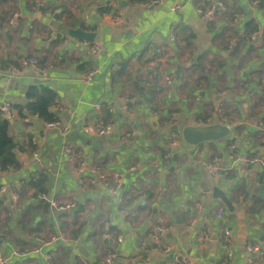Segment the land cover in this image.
Instances as JSON below:
<instances>
[{
	"label": "crops",
	"instance_id": "1",
	"mask_svg": "<svg viewBox=\"0 0 264 264\" xmlns=\"http://www.w3.org/2000/svg\"><path fill=\"white\" fill-rule=\"evenodd\" d=\"M217 1L226 13L206 25L197 9ZM147 3L0 0V104L23 107L29 87H51L65 110L57 117L59 127L66 128L74 148L90 166L124 175L116 196L102 184H92L88 172L80 184L71 166L61 161L59 128L39 131L11 117L17 143L22 144L27 130L37 147L33 154L15 149L19 165L0 169V257L8 258L6 264H105L110 256L115 257L111 264H166L153 246L146 259H136L139 244L158 223L170 227L168 243L195 264H246L248 242L264 253V206L258 203L264 191L250 207L244 206L263 176L264 69L258 66L264 63V0ZM101 6L111 12L104 14ZM91 11L97 22L90 19ZM75 28L94 34L99 55L90 58L91 43L68 36L66 31ZM245 30L260 34L261 41ZM26 57H34L48 78L35 79L28 72L8 82L2 71ZM91 64L98 72L82 83L79 75ZM218 95L224 98L216 101ZM97 103L115 125L106 137L82 131ZM218 103L227 119L221 126L232 125V132L216 141L186 144L182 129L199 127ZM172 113L189 157L177 155L169 144L164 127ZM230 139L238 148L233 154L226 146ZM229 156L239 160L232 171H227L228 163L223 167ZM213 159L219 160L218 178L207 171ZM225 173L229 175L223 180ZM212 185L224 188L236 205L234 213L226 210L224 219L213 223L216 236L223 226L230 231L231 260L215 243L198 251L193 242L190 201ZM50 201L75 202L77 207L62 213L50 208ZM203 205L211 216L224 208L210 195ZM105 226L110 240L104 237Z\"/></svg>",
	"mask_w": 264,
	"mask_h": 264
},
{
	"label": "built area",
	"instance_id": "2",
	"mask_svg": "<svg viewBox=\"0 0 264 264\" xmlns=\"http://www.w3.org/2000/svg\"><path fill=\"white\" fill-rule=\"evenodd\" d=\"M128 3L130 0H123ZM157 3V1L149 2L146 4L147 7ZM178 7L172 8V11L176 10ZM226 13V7L220 2L211 3L208 8L205 9H197V14L199 18L207 25L215 15H222ZM234 21H239V16L234 15ZM245 35L255 40L256 42L261 41L260 34H252L248 30H245ZM101 52V47L98 43L92 42L90 47L88 48V55L90 58H94L99 55ZM155 63L149 64V69L154 67ZM28 72H32L34 74L35 79L46 80L48 78L47 71L40 67L38 62L34 57H26L22 58L19 63L15 66H9L2 71L1 74L5 76L8 82L12 81L15 78H23ZM98 72L97 67L93 64L89 66L86 72L80 73L79 80L82 83H89L91 80L95 78L96 73ZM167 81V79H166ZM11 106L8 103L0 104V115L11 118ZM222 104L218 103L213 110L211 116L203 121L199 126H206L212 124H227V119L222 112ZM126 111H129L127 108ZM59 105L53 108V112L58 117L59 113L64 112ZM32 122L35 125L40 122L37 117H33L32 119H28L25 122ZM60 123L57 120L44 123L43 128L45 129H55L59 128V134L62 138L61 140V161L68 163L71 166V170L81 184V175L85 172H88L93 175L91 180L92 184L100 183L104 186L105 190L111 194L116 196L122 187V181L124 179L123 174L116 173H104L96 167L90 166L82 156V153L74 148L69 139L66 138V128L59 127ZM114 122L111 119H108L105 116L103 106L99 103L95 104L92 107V119L88 121L85 125L82 126V131L85 135L106 137L109 136L114 130ZM178 127L176 114H170V119L168 123L165 125L164 130L167 133V137L169 140L170 146L176 148L178 150V154L180 156L189 157V152L184 149V145L181 141L179 134L174 130ZM232 125L228 126L230 132H232ZM233 136V134L231 135ZM128 137V135H126ZM232 138V137H231ZM33 143H36V139L32 140ZM264 147V140L262 141ZM227 148L231 151L234 146L232 145L231 139L226 143ZM186 148V147H185ZM36 156V155H34ZM227 171H232L238 164V159L234 156H229ZM218 159H213L209 164H207L208 174L212 178H218ZM250 164H253L250 162ZM263 176L261 182L259 184H264V163L262 164ZM228 174V173H226ZM210 195V189L202 188L200 191L194 195L190 201V205L193 208V212L189 221V226L193 229V242L198 251H205L212 243L217 245V248L222 253L223 257L228 260L232 258V249L230 247V231L223 226L221 232L218 236L214 234L216 231L213 223L220 222L224 219L226 215V209L223 207H219L213 213L207 214L203 205V199ZM43 200V199H42ZM49 207L55 211L62 213H72L77 204L75 202L68 203H56L54 201H50ZM212 208V206H211ZM170 227L164 223H158L153 227V229L148 233L143 241L139 244L137 260L146 259L147 251L151 246H153L158 252L166 257V264H195L188 256H186L183 252L176 249L174 245L168 243L165 238L167 232H169ZM104 237L108 240L111 239V234L109 228L107 226L104 227ZM120 241L119 239L117 240ZM246 252V264H264V253L260 251L257 245H254L252 242H248L245 245ZM253 256H257L258 260L255 261ZM114 256H110L105 260V264H111L114 260ZM8 261L7 257H0V264H6Z\"/></svg>",
	"mask_w": 264,
	"mask_h": 264
},
{
	"label": "trees",
	"instance_id": "3",
	"mask_svg": "<svg viewBox=\"0 0 264 264\" xmlns=\"http://www.w3.org/2000/svg\"><path fill=\"white\" fill-rule=\"evenodd\" d=\"M128 3L131 5L139 3L145 4L147 0H130ZM100 9L104 14H109L111 12L108 6H101ZM9 66L15 65H8L7 67ZM25 98V106H11V117H15L16 121L19 120L24 122L25 126L28 128L30 126L35 127V123L25 122L27 118L32 119L33 117H37L43 124L57 120L53 108L58 105V96L51 87H29L25 93ZM21 138L23 139L22 144H18V137L14 133L9 119L0 115V169H4L7 166L17 167L19 165L18 158L14 154L15 149H17L20 154H33L36 151L37 144L32 143V136L29 131L25 130ZM227 175H229V173ZM258 203L264 206V198L258 199Z\"/></svg>",
	"mask_w": 264,
	"mask_h": 264
},
{
	"label": "water",
	"instance_id": "4",
	"mask_svg": "<svg viewBox=\"0 0 264 264\" xmlns=\"http://www.w3.org/2000/svg\"><path fill=\"white\" fill-rule=\"evenodd\" d=\"M106 1V0H105ZM109 1H116V0H107ZM95 16V12L91 11L90 13V19L94 22H97L99 18ZM69 37L72 38H82L86 43L90 42L92 43L94 40V34L84 31L81 28H75V29H69L66 31ZM259 69H264V63L262 62L259 66ZM179 70V68H178ZM176 76L178 77V71H176ZM224 98V95H218L215 100L219 101ZM9 119V123L12 126L13 121L12 119ZM36 127L39 129V131H42L43 129V123L38 122L36 124ZM177 128V127H175ZM230 134V131L227 127L221 126V124H212V125H206V126H199V127H190L186 126L181 131V138L186 144L189 145H196L201 142L205 141H216L219 139H222L226 135ZM238 151V148L235 147L234 150H231V153H235ZM245 154H247V151H245ZM192 158V157H190ZM228 161H223V167H227ZM242 175H244V171L242 172ZM227 174L225 173L223 175V180H226ZM264 191V184H258L254 185L249 192V196L247 198V202L245 203V207L248 208L251 206V204L255 201V198L257 195ZM210 197L213 201H216L220 203L224 208L227 210L228 213H234L236 210V205L232 202V200L227 196L226 190L224 188H220L216 185H212L210 187ZM155 214V211H154Z\"/></svg>",
	"mask_w": 264,
	"mask_h": 264
}]
</instances>
